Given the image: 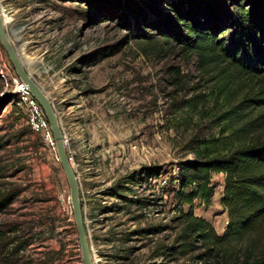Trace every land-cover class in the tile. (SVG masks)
Wrapping results in <instances>:
<instances>
[{"label":"rangeland","instance_id":"1","mask_svg":"<svg viewBox=\"0 0 264 264\" xmlns=\"http://www.w3.org/2000/svg\"><path fill=\"white\" fill-rule=\"evenodd\" d=\"M152 1L0 0L7 36L59 119L97 264L200 263L207 247L197 239L182 247L179 237L189 205L175 197L178 164L192 160L186 145L193 138L221 137L217 116L252 86L231 68L206 71L195 56L164 44L154 27L139 25L127 5L142 8L147 21L169 14L173 0ZM222 7L225 12L230 3ZM145 31L149 41L135 39ZM0 69V200L13 198L0 211V264H81L56 151L43 129L32 130L31 112L1 45ZM198 93L204 99L185 103ZM144 168L159 173L149 177ZM223 180V174L211 175L208 206L191 203L194 216L218 235L227 223L219 202ZM244 243L232 242L230 250Z\"/></svg>","mask_w":264,"mask_h":264},{"label":"trees","instance_id":"2","mask_svg":"<svg viewBox=\"0 0 264 264\" xmlns=\"http://www.w3.org/2000/svg\"><path fill=\"white\" fill-rule=\"evenodd\" d=\"M157 1L162 0L152 2ZM218 1L173 0L167 4L169 14L160 21H147L142 8L133 10L127 5V9L139 25L154 27L164 44L172 42L182 54L195 56L206 71L223 66L250 80V90L217 116L221 137L193 138L187 143L186 151L193 158L178 164L175 197L189 205L181 215L182 247H189L195 239L207 247L198 264H264V0ZM227 2L230 9L224 12L222 6ZM217 6L227 22L217 17ZM217 31L221 32L218 37ZM146 32L135 39L149 41ZM181 77L176 71L174 82L180 90L184 85ZM204 97L198 93L185 103L192 106ZM142 173L152 177L159 172L144 168ZM213 173L224 175L219 202L227 213V223L221 235L205 219L194 216L191 206L195 199L204 206L210 204ZM12 200L11 195L0 200V211ZM243 240L237 252L230 250L232 242Z\"/></svg>","mask_w":264,"mask_h":264},{"label":"water","instance_id":"3","mask_svg":"<svg viewBox=\"0 0 264 264\" xmlns=\"http://www.w3.org/2000/svg\"><path fill=\"white\" fill-rule=\"evenodd\" d=\"M0 45L4 49L9 62L11 63L15 75L23 82L26 89L29 91L31 97L38 103L46 121L49 126V130L52 134L56 156L59 161L61 170L65 176L68 190H69V202L72 208V214L77 235V244L81 255V264H92L88 246V239L86 229L83 222L82 205L79 198V184L75 176V172L68 160L66 153V141L59 124V119L56 112L53 109L51 101L42 90V88L35 82L31 75L25 70L21 59L10 42L6 30L4 21L0 12Z\"/></svg>","mask_w":264,"mask_h":264},{"label":"built area","instance_id":"4","mask_svg":"<svg viewBox=\"0 0 264 264\" xmlns=\"http://www.w3.org/2000/svg\"><path fill=\"white\" fill-rule=\"evenodd\" d=\"M0 76L2 78H5V74H4V72H3L2 69H0ZM13 81H14V84H15V87H16L17 92H19V93L22 94L23 101L26 103L27 107L29 108V110L31 112V117H30V120H29V124H30L32 130L35 131V132H37V131L43 129V137H44V140H45L46 144L50 148H52L54 150V152H55V143H54V141L52 139V136H51V133H50L48 127H47V123H46L47 121L42 116V111L40 109V106L31 97V95H30L29 91L26 89L25 85L23 84L22 81H20V79L17 76L14 77V80ZM21 103H23V102L21 101ZM66 146H67V142H66ZM67 156H68V160H69V162H70V164H71V166H72V168H73V170L75 172V176L77 178V181L79 182L78 174L76 172L75 165H74V163L72 161L71 153L68 152L67 153ZM79 191H80V186H79ZM83 222H84V226H85V229H86L87 228L88 221H87V219L85 217L83 218ZM87 238L90 240L89 233H88ZM88 246H89L91 263L92 264H97L96 263L97 262L96 251L93 249V245L91 244V241H90V243L88 241Z\"/></svg>","mask_w":264,"mask_h":264},{"label":"bare ground","instance_id":"5","mask_svg":"<svg viewBox=\"0 0 264 264\" xmlns=\"http://www.w3.org/2000/svg\"><path fill=\"white\" fill-rule=\"evenodd\" d=\"M3 19H4V18H3ZM3 21H4V24L7 23L5 19H4Z\"/></svg>","mask_w":264,"mask_h":264}]
</instances>
